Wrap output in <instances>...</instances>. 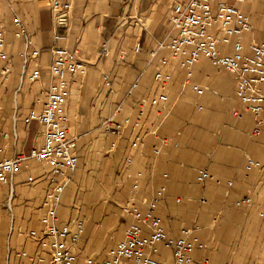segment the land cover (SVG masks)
Returning <instances> with one entry per match:
<instances>
[{
	"label": "crops",
	"instance_id": "0c3cea01",
	"mask_svg": "<svg viewBox=\"0 0 264 264\" xmlns=\"http://www.w3.org/2000/svg\"><path fill=\"white\" fill-rule=\"evenodd\" d=\"M60 1L70 5V12L56 44L86 65L84 76L66 77L63 104L78 164L57 212L66 222L83 220L75 254L101 258L122 239L131 221L118 208L130 197L132 177L123 170L124 158L129 157L132 171L141 173L137 205L143 209L142 200L163 186L157 214L170 237L191 228L207 244V251L194 253L196 259L207 258L209 264H264V130L256 139L250 137L253 122L233 97V76L199 58L187 77L180 59H169L165 69L169 82L161 88L153 79L154 62L169 56L167 50H160L150 61L148 54L156 50L158 41L168 40L175 2L188 0ZM50 3L0 0V27L9 60L7 79L0 77V133L8 136L0 159L28 154L43 142V127L37 122L25 124L24 118L43 108V91L50 83ZM238 7L251 23L245 42L263 40L264 0H244ZM15 16L21 19L29 43L15 37ZM36 50L38 56L24 64V55ZM6 65L0 61V68ZM34 69L40 78L29 82L27 76ZM134 81L138 86L130 93ZM192 86L204 88L203 94ZM160 93L166 94V101L151 105L149 98ZM111 115L118 122L126 116L132 122L138 119L139 126L130 125L119 136L105 134L100 119ZM136 135L142 136V143L131 148ZM161 139L167 144L155 156L152 146ZM248 158L259 166L245 171ZM199 170L209 172L218 183L198 182ZM45 171L43 165L27 159L8 184H0V264H33L21 253L40 256V264H48L47 248L25 236L41 231L39 208L48 189ZM246 196L251 197L250 205L238 208L235 201ZM201 197L205 203L199 202ZM216 214L219 219L212 222ZM96 234L101 241L93 250ZM158 258L173 264L171 252L161 246Z\"/></svg>",
	"mask_w": 264,
	"mask_h": 264
},
{
	"label": "built area",
	"instance_id": "2783aa9c",
	"mask_svg": "<svg viewBox=\"0 0 264 264\" xmlns=\"http://www.w3.org/2000/svg\"><path fill=\"white\" fill-rule=\"evenodd\" d=\"M244 0H188L181 4L175 2L170 20L168 40L158 41L157 48L149 52L150 61L156 58L160 50L168 51V59L161 57L153 66L154 81L161 87L169 82L171 76L165 71L168 60L180 59L179 66L186 70L187 77L192 74V66L199 58H206L217 68L230 73L234 78L233 97L237 99L253 122L250 137L256 139L264 130V39L261 41L245 42V35L251 31L249 17L238 7ZM70 5L60 0H51L50 13L52 20L53 44L48 51L52 57L49 67L50 83L43 91L44 103L40 111H30L24 118V123L37 122L43 129V142L39 147H33L28 154L18 153L9 158L0 159V184L6 185L10 179L24 165L27 159H32L46 168L43 180L48 185L46 196L40 206L39 224L41 231H29L25 236L47 248L48 264H163L158 258L159 246L171 252L173 264H209L206 258L194 257L196 251H204L206 246L198 237L193 235L191 228H182L180 235L172 238L166 232L160 216L157 214L158 203L164 196L163 186L154 190L152 196L142 200L144 208L136 203L140 192V172L131 169L132 160L124 158L123 170L128 177H132L130 197L127 202L119 204L118 208L123 216L131 221L124 228L122 239L107 249L101 258L75 254L83 234V220L75 219L66 222L60 219L58 208L61 205L65 188L70 176L77 169L78 158L73 150V143L69 137L68 119L63 110V104L68 94V75L86 74V65L80 61L69 49L58 46L60 29L66 26L69 18ZM16 28L15 37L23 38L29 43V36L24 30L21 19L13 18ZM38 51L24 55V64L38 56ZM103 55L107 52L103 50ZM0 61L7 65L0 68V77L5 80L9 75L8 56L5 51L3 30L0 27ZM40 78L38 69H34L27 76L29 82ZM134 81L129 92L137 89ZM199 95L204 88L192 86ZM167 99L165 93L149 98L151 105L163 103ZM120 108H116L115 114ZM239 116V112L233 111ZM139 126L138 119L131 121L129 116L118 122L114 116L100 119V128L105 134L119 136L128 126ZM153 136L155 132H151ZM8 136L0 133V154L7 148ZM142 143V136L136 135L130 141V147L136 148ZM167 140L161 139L152 146L155 156L162 153ZM259 164L250 158L244 166L245 171L258 167ZM215 180L206 170H199L197 181ZM231 186L230 181L227 182ZM179 201V199H176ZM204 203L205 199L200 198ZM251 197L246 196L235 201L238 208L250 205ZM33 264H40L43 259L34 255L27 257Z\"/></svg>",
	"mask_w": 264,
	"mask_h": 264
},
{
	"label": "rangeland",
	"instance_id": "374dc122",
	"mask_svg": "<svg viewBox=\"0 0 264 264\" xmlns=\"http://www.w3.org/2000/svg\"><path fill=\"white\" fill-rule=\"evenodd\" d=\"M76 171V170H75ZM69 184V183H68ZM68 184H67V186H66V188L68 187ZM66 188H65V190H66ZM81 189H82V191L84 190V191H87V188H83V186H81ZM94 190H95V188H94ZM94 190H92V193H94ZM96 193V192H95ZM70 198H72V196H73V191L70 193ZM199 202H200V199H199ZM201 203V202H200ZM205 203V202H204ZM92 207V205H90L89 206V208H91ZM93 208V207H92ZM91 208V209H92ZM31 210H33V209H31ZM34 211V210H33ZM35 212V211H34ZM217 217V218H216ZM103 218H104V216H103ZM219 219V215L218 214H216V215H214L213 216V219H212V222H216L217 220ZM213 224H215V223H213ZM113 232V231H112ZM98 239V240H97ZM95 241L97 242H95L94 243V245H93V250H95L96 249V247H97V245L100 243V241H101V238L99 237V235L98 234H96L95 235ZM115 246V244L114 245H112V246H110V247H114ZM205 246H206V248H205V250H204V252L205 251H207V244H205ZM207 259V258H206Z\"/></svg>",
	"mask_w": 264,
	"mask_h": 264
}]
</instances>
